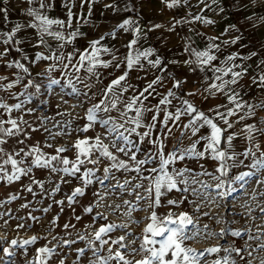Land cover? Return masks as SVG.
I'll return each mask as SVG.
<instances>
[{"label":"snow or ice","instance_id":"snow-or-ice-1","mask_svg":"<svg viewBox=\"0 0 264 264\" xmlns=\"http://www.w3.org/2000/svg\"><path fill=\"white\" fill-rule=\"evenodd\" d=\"M7 3V0H4ZM96 0H81V7L85 3H89V10H91V4L95 3ZM203 2V0H201ZM216 0H213L215 3ZM255 2V0H253ZM27 3L31 5L33 0H27ZM162 3L168 8H173L179 6L181 3H187V0H162ZM54 0H39V8L34 9L29 7L27 9V15L34 19V23L28 24L26 27L37 29V42L34 45L36 48H43L49 52V55H45L41 51H37L33 63L40 61H54L53 64L45 66L42 71L36 73L37 76L48 79L47 89L49 95L52 94L51 90L53 85H60V93L56 95L60 96V102L67 104L68 101L64 100V95H70L75 97L83 96L89 100H96L98 102L94 103L91 107L85 110V116L83 119L86 123L75 131L77 133H88L94 130L96 125H99L103 129V132L96 133L95 136L89 137L84 136V138H77L75 142L69 147L67 145L56 147L54 149V154H48L43 152L39 145H30L27 148H19L14 154H8L5 152L3 147H0V179H6L8 183H13L19 181L22 177H31V184L28 185L24 190L29 193H34L32 185L39 186L42 190L44 189V181L35 178L34 169H47L51 174H60V180L63 183H69L70 181L65 180L64 177H73L82 181V187H75L70 195L66 196L68 206L71 207L74 203L78 201L76 198L78 196L85 195V189L93 184L95 177V169L89 168L83 171L82 175L77 176V173L81 172V167L87 163L92 165L100 164L101 157L106 158L110 163L103 168V178H98L96 180L101 186H103V193L94 192L93 196L98 197V199L88 207L84 208L87 213L93 212L94 208L100 206V201L105 200L110 194H112L114 189H119L120 193H127L129 196H135L136 203L133 204L127 199L122 201V204L106 205V208L111 209L114 213L116 210L121 209L122 206H127L126 211L122 214L129 218L130 223L139 224L140 221L132 219V214L135 211H145L148 212L151 209L149 215L146 219L149 221L146 226L142 229L143 235L141 237H132L131 232H126L124 235L119 236L118 239L109 240L103 239L117 228L126 229L129 227L128 223L124 224H105L101 225L96 229L91 235L93 240L88 241L89 249L92 251L93 256L96 258L95 261H90V264H110L111 261H116V264H203L207 255L224 252V255L218 259H215L212 264H238L237 260L233 257H239L240 261H246V264H252L253 252L264 251V225L257 226V234L252 235L251 230H248L249 240L258 241L256 247H251L249 245L247 248L235 247L234 244L227 245H215L210 248H206L203 251H197L195 248L187 246L190 241H197L202 235H207L209 237L215 236L217 239H223L226 234L230 233L233 237H240V230H232L229 227H222L219 233H203L201 228L198 226L199 221L203 216H208L209 212L201 213V208L206 206L205 201L209 204H216L217 197L221 200L227 199V197L235 191L232 187V183L238 181H244L245 177H251L256 175L257 172L264 171V152H261L259 156L255 155V152H260V144L255 143V152L251 149H246L241 155L248 157L253 156V162L248 166L252 171L243 172L240 175H236L232 178V181H227L221 179V177H228L230 168H234L240 163L237 161L236 153L233 149V140L236 138L237 134L235 132H229V129L234 127V123H239L246 117H250L256 114V109L264 110V101L259 104L245 105L240 102L241 92L236 90L232 86L243 87L240 81L245 77L248 72L247 66L240 67V65H234L235 68H240L239 71L234 70L233 66H229V62H233L236 56L229 55L226 58L223 67L212 66V62L217 60L215 52H219L220 45L216 44L214 41L219 39L218 37H209V43L207 44L205 50H198L191 47V43H186L185 51L189 53L190 57L194 59H187L183 63L189 66L190 71H195L192 65L201 68H210L213 73L212 83L204 89L209 96H214L216 93H223L227 96L229 104L234 105L233 108H228L225 105H216L214 108H209L208 112L214 115H207L204 111L200 110L194 102L189 100H182V107L176 108L175 112L168 111L167 108L172 104V99L176 98V94L172 89H179L182 84L186 81L179 79L172 73H168V76L173 81L172 89H169L166 94H161L157 92V86L162 85L163 77L155 76V78L148 80L143 88H139L129 82V73L133 70H143L144 65L141 60L147 62L152 68H157L160 71H165V67L162 65V60L159 57L155 59H149L153 56L152 49L139 50L135 46L141 40L139 36L140 28L138 25L133 27L135 22L131 19H124L119 23L116 28L105 35L100 36L98 39L90 40L88 46L83 51H74L69 54L63 53L61 50L67 43H71L75 38L83 35L79 31H73L65 34L58 30H53V26L57 28L71 27L73 22L74 13L72 8L74 6V0H65L63 7L67 8V20L59 18H50L46 11L53 7ZM106 8H114V4H106ZM126 10L131 11V8H126ZM4 11L5 9H0ZM201 16H194L193 20H201ZM264 19V18H262ZM182 21H175L172 28L169 31H174L176 24ZM185 23H191L192 21L185 20ZM204 24L211 25L214 23L211 19H203ZM162 25L156 24L149 28V31L161 28ZM22 26L17 24L8 35L7 39L4 40L5 44H8L13 40V38L21 31ZM132 30L134 38L131 39L125 47L128 52L125 56L120 57L116 52L108 47L102 45V41L105 40V36L116 37L120 30L128 32ZM51 37L58 42L57 48L53 49L45 39V37ZM233 39L230 43L235 44L236 40ZM15 43L20 44L22 41L16 40ZM225 43H229L225 41ZM19 51V49H17ZM7 50L0 52V59H3L6 55ZM101 53L106 54L111 57L109 60H101ZM257 53L252 52L249 57L244 59H250L256 56ZM78 57V58H77ZM27 59V57H25ZM75 59V63L73 60ZM67 61V62H65ZM168 64L176 65L180 63L176 60H169ZM264 63V62H262ZM122 64L124 65V71L122 74L118 75L114 79L110 80L103 88L97 89V91H92L95 87L91 83V79L94 77L97 81L101 80V73L97 71L98 68L108 69L110 66L120 69ZM11 67V64H9ZM15 66L21 69L25 73H29V69L24 67L23 64L15 62ZM259 67V66H258ZM59 70L61 75L65 77V81L61 84L59 79L51 78L47 74L53 71ZM84 70L87 75L81 76V71ZM224 77H230L229 79H224ZM142 77H137L141 79ZM5 79V77H0V80ZM208 78L206 77L205 80ZM219 81V83H217ZM251 83L257 85L260 88H264V72H262L258 77H252ZM77 84L83 86V89L77 87ZM35 86L36 93H41V85H34L33 80H28L27 84L24 86L26 89L28 87ZM6 89H11L14 87V83H8L4 85ZM64 88H70L71 91L65 93ZM227 89V91H225ZM215 90V92L213 91ZM91 92V95L89 93ZM126 93H130L125 96ZM186 95L194 97L197 95L196 92H188ZM155 96H160L161 98L157 101L155 105L150 104V98H155ZM205 100L208 97H204ZM149 102V103H146ZM25 103H31V98H27L21 103H16L9 106L8 104L0 101V109L6 110L11 113L13 110H20ZM42 104L48 105L49 101L47 99L41 101ZM83 107V101L78 105H73L75 107ZM60 107V103L56 104V108ZM247 107L249 111L240 116L239 120L233 122L229 121V117L237 115L238 109H243ZM221 108H225V111H220ZM36 111L34 108L26 109V114H32ZM118 113L117 116H113L111 113ZM104 113L105 116L100 114ZM151 113L150 117L146 114ZM163 113V118L158 119L159 114ZM68 113L57 112L56 115H67ZM187 116L189 119L186 123L180 124L181 118ZM78 117H74L76 119ZM49 119L48 117L41 118V124ZM222 122L226 127H221L217 122ZM171 122V124H170ZM59 123V122H57ZM260 124H264V117L260 118ZM5 124L10 125V127H5ZM21 125H27L32 132L38 131V128L32 127L28 121L24 120L23 117L19 119H8L0 120V145L7 144L5 137H14L17 135H22L23 139L17 141L19 144H24L26 140L31 139L29 133L21 127ZM71 122H68L63 127H70ZM180 128V137L177 142L173 144L171 151H165L167 141L173 137L174 127ZM204 127L210 129L208 135H201L199 139H196L193 143L188 146L183 145V139L187 136L189 140L192 137H196L200 130ZM143 129V131H140ZM45 131H49L47 127L44 128ZM160 130H163L161 134ZM246 131L247 138L254 141L256 139L255 133L264 135V128L257 127L255 124H245L244 129ZM190 132V135L188 133ZM227 133L225 136L224 134ZM60 135H70V133L64 131H57L56 133H50V137L60 136ZM132 137L138 138L137 140L132 139ZM105 141H108L107 143ZM205 141L204 150H198L197 146ZM150 143L154 151L149 150L148 152L142 153L140 144ZM222 144L226 145L222 147ZM44 147L52 148L53 145L45 143ZM70 149L75 150V158L69 159L63 154L68 152ZM110 149H114L115 153H120L127 159H120L119 156L113 153ZM96 159H92L94 154H97ZM143 154V159H138V154ZM208 153L214 161H217L218 166L215 169V173L202 171L201 173H194L191 169L187 168H176L171 167L179 161H184L186 158L193 159H203L205 154ZM15 157H21L17 160ZM83 157V159H82ZM228 161H232V164H228ZM155 164L154 167H145L146 165ZM7 165L11 166V174H9ZM20 165H25L21 167ZM113 170L125 173L134 172L136 176L131 178H125L121 183L119 179L112 175ZM148 173V175H144ZM187 174V175H186ZM200 175H205L211 177L213 180L218 181L214 186L209 185L201 180H199ZM116 179V183L111 185V188L106 185V181ZM139 180L137 183H133L134 180ZM143 181H148V186L145 187ZM51 183V181H49ZM257 184H264V180H257ZM199 184L200 188L193 187V185ZM183 185V187H180ZM227 185V188L225 186ZM144 189L145 194L137 191L138 189ZM211 189L210 191H208ZM173 190L181 193H190L195 196L200 202L189 201L190 204L194 205L193 211L198 215H190L188 212L181 211L178 214L169 211L166 215L161 217L156 209L162 207V197L167 195V193ZM60 191V184L57 183L47 192L49 196H55L57 192ZM18 199L17 196H11L8 199V203L12 200ZM187 196H183L180 200L168 199L167 205L180 207V205L187 200ZM255 199V196L253 197ZM144 201L147 207L140 208V202ZM54 204L63 205V200H54ZM2 206V202H0ZM21 208H29V203H24L20 206ZM52 207L50 204L48 207L44 208V212H48ZM247 207V206H246ZM260 212L264 214V206H260ZM63 208H61V212ZM249 213L252 209L248 208ZM9 215V212L0 213V219L3 216ZM101 219L107 220V215L104 213L97 214ZM77 221L81 219L80 216L75 217ZM16 219H20L16 217ZM28 219L38 221L39 218L29 214ZM57 218H53L52 224H56ZM96 217H93L95 220ZM228 222L221 217L216 220V223ZM5 225L8 223L7 220L4 221ZM18 229L25 227V224L18 223L16 225ZM75 225L71 222L65 223L63 225L64 229L74 228ZM89 227V226H86ZM208 228L207 224L203 225V229ZM37 236H32L27 240H7L6 236H0V250H2L3 255L0 256V264H15L14 257L16 256L15 249L24 248L26 245L35 244L37 241ZM56 239V237H53ZM85 235H80L79 240H86ZM139 241V247H135ZM76 241L64 239L61 247L67 246L71 248V245ZM94 242H99V247H93ZM247 243V242H246ZM6 245V246H5ZM105 245H118L117 249L113 251V248L109 246L107 248L108 255L101 256L99 253ZM250 249V250H249ZM123 250V251H122ZM77 253V259L86 255V250L84 248H78L75 250ZM37 256L34 261H29L28 264H46V260L55 254V248H48L47 246L38 248L36 250ZM247 252V257L244 255ZM27 253L25 252V255ZM140 256V259H136ZM43 257V259H41ZM128 257H131L129 259ZM60 264H65L62 259ZM75 264V261H74ZM259 264H264V257L259 258Z\"/></svg>","mask_w":264,"mask_h":264},{"label":"rangeland","instance_id":"rangeland-1","mask_svg":"<svg viewBox=\"0 0 264 264\" xmlns=\"http://www.w3.org/2000/svg\"><path fill=\"white\" fill-rule=\"evenodd\" d=\"M65 0H54L53 7L46 11V14L50 18H59L67 20V11L68 9L63 7ZM114 4V8H106V4ZM31 7L34 9L39 8V0H33V3L29 5L27 0H7V3L4 0H0V9L6 10V15L4 11H0V52L7 50L6 55L3 59H0V77H5V79L0 80V101L8 104L9 106L16 103H21L27 98H31V103H25L20 110H13L11 113H8L4 109H0V120L8 119H19L23 117L24 120L28 121L32 127L38 128V131L32 132L27 125H21L29 135L31 139L25 141L24 144L17 143L18 140L23 139L22 135H17L14 137H5L8 141L5 145H0L3 147L5 152L8 154H14L19 148H27L30 145L36 144L39 142L40 147L43 152L48 154H54V149L60 146H71L75 140L79 138H84V136L93 137L96 133L103 132V129L99 125H96L94 130L89 131L88 133H77L75 129L82 127L86 120L83 119L85 116V110L91 107L94 103L98 102L100 97H97L96 100H89L83 96L75 97L70 95H64V100H67L68 103L64 104L60 102V96L56 93H60L61 86L53 85L51 90L52 94L49 95L47 89L48 79L37 76L36 73L42 71L45 66L51 65L54 61H40L33 63L37 51L43 52L45 55H49V52L43 48H36L34 45L37 42V29L26 27L28 24L34 23V19L27 15V9ZM126 8H131V11L126 10ZM74 13L72 26L65 28H57L53 26V30L61 31L67 34L73 31H79L83 35L72 40L71 43L65 44L61 50L65 54L72 53L74 51H83L87 46L90 40L98 39L100 36L105 35L106 33L111 32L116 26L121 23L124 19H131L135 22L133 27L139 23L142 26L145 25L146 30L139 32L141 40L135 46L139 50L143 51L146 49L153 50V56L149 59H155L156 57L161 58L162 65L165 67V71H160L157 68H152L147 64L143 59L141 63L144 65L143 70H133L129 73V82L133 85L143 88L145 83L148 80L155 78V76L163 77L162 85L157 86V92L161 94H166L169 89H172L173 81L168 76V73H172L179 79H183L186 82L182 84L179 89H172L176 98L172 99V104L168 106L167 110L175 112L176 108L182 107V100H189L194 102L195 105L207 115H214L209 113V108H214L216 105H225L228 108H233L234 105L229 104L228 98L223 93H216L214 96H209L207 92L204 91L210 83H212L213 73L210 68H201L192 65L191 67L195 68V71H190L189 66L185 65L183 62L187 59H194L190 57L189 53L185 51L186 43H191V47L198 50H205L207 44L209 43V37H218L219 39L215 40L216 44L220 45L219 52L214 54L217 56V60L212 62V66L223 67L226 61L227 56L235 55L236 59L233 62H229V66L240 65V67L247 66L248 72L245 77L240 81V84L243 87L232 86L236 90L241 92L240 102L245 105L259 104L264 101V88H260L255 84L251 83L252 77H258L262 72H264V0H216L213 3V0H187V3H181L177 7L168 8L162 0H96L95 3L91 4V10H89V3H85L81 7V0H74V6L72 8ZM201 16L203 19H211L214 21L213 24L208 25L203 23L201 20H193L194 16ZM182 21L179 24H176L174 31H169L168 29L172 28L175 21ZM188 20L192 21L191 23H185L183 21ZM21 25V31L13 38L8 44L4 43V40L7 39L8 35L11 34L12 29L17 25ZM160 24L161 28L149 31V28L152 25ZM236 40V43H230L233 39ZM133 32L130 29L128 32L120 30L117 33L116 37L105 36V40L102 41L104 47L113 49L116 54L120 57H123L127 54L128 49L125 45L133 39ZM47 43L51 45L53 49L57 48V45L61 42L56 41L51 37H45ZM16 40L22 41V43H15ZM228 41L229 43H225ZM19 49V51H17ZM252 52L257 53L256 56L251 57L250 59H244L249 57ZM27 57V59H25ZM78 58V57H77ZM101 60H109L110 56L101 53ZM169 60H176L180 63L176 65L168 64ZM15 62L23 64L24 67L29 69V73L23 72L21 69L15 66ZM67 62V61H65ZM75 63V59L73 60ZM11 64V67L9 66ZM259 66V67H258ZM234 70L239 71L240 68H235ZM97 71L101 73V80L97 81L94 77L91 79V83L95 85L92 91H97L106 85L110 80L114 79L118 75L122 74L124 71V65L122 64L120 69L115 67H109L108 69L98 68ZM51 78L59 79L61 84L64 83L65 77L61 75L60 71H53L47 74ZM81 76L87 75V73L82 70L80 73ZM142 77L137 79V77ZM208 78L205 80V78ZM230 77H224V79H229ZM33 80L34 85H41V93L37 94L35 86L24 87L28 80ZM8 83H14V87L11 89H6L3 87ZM219 83V81H217ZM78 88L83 89V86L77 84ZM65 93L71 91L70 88H64ZM215 92V90H213ZM227 91V89L225 90ZM188 92H196L197 95L190 97L186 95ZM130 93H126L125 96ZM91 95V92L89 93ZM204 97H208L207 100ZM160 96H155V98H150V104L155 105L160 99ZM47 99L49 101L48 105L41 103L42 100ZM83 101V107H75L73 105H78ZM60 103V107L56 108V104ZM149 103V102H146ZM34 108L36 111L32 114H26V109ZM68 113L67 115H56L57 112ZM220 111H225V108H221ZM249 109L247 107L237 110V115L229 117L230 122H235L239 120L240 116L245 115ZM113 116H117L118 113H111ZM102 117L106 114L101 113ZM152 114L147 113L146 116L150 117ZM48 117L49 119L44 121V124H41V118ZM74 117H78L74 119ZM264 117V110L256 109V114L250 117H246L244 120H241L239 123H234V127L229 129V132H235L237 134L236 138L233 140V151L237 154L236 158L238 165L234 168H230L228 177H221L227 181H232V178L236 175H240L243 172L252 171L248 166L253 162V156L249 155L245 157L241 155L246 149H251L255 152L254 144H260V152H255L256 156H259L261 152H264V135L255 133L256 139L254 141L247 138L246 131L244 129L245 124H255L257 127L264 128V124H260V118ZM163 118V113L159 114L158 119ZM189 117L184 116L181 118L180 124L186 123ZM59 122V123H57ZM68 122H71L70 127H63ZM217 122L221 127H226L222 122ZM171 124V122H170ZM5 127H10V125L5 124ZM47 127L49 131H45L44 128ZM174 127L173 137L167 141L165 151H171L173 144L177 142V139L180 137V128ZM57 131H64L70 133V135H60L50 137V133H56ZM140 131H143L141 129ZM163 130H160L161 134ZM210 129L204 127L200 130L196 137H192L189 140L186 137L183 139L182 146H188L193 143L196 139H199L201 135H208ZM190 135V132L188 133ZM225 136L227 133L224 134ZM132 139L137 140L138 138L132 137ZM71 140V141H70ZM106 143L108 141H105ZM48 143L53 145L52 148L44 147V144ZM205 141L197 146L198 150H204ZM226 145L222 144V147ZM142 153L148 152L149 150L154 151L150 143L140 144ZM114 154L119 156L120 159H127L120 153H115L114 149H110ZM138 154V159H143V154ZM69 159L75 158V150L70 149L68 152L63 154ZM97 154L92 156V159H96ZM19 160L21 157H15ZM83 159V157H82ZM101 163L98 165H92L85 162L81 167V172L77 173V176L82 175L83 171L89 168L95 169V177H93V184L89 185L85 189L84 196H78L76 200L77 203H74L73 206L80 205L83 209L93 204L98 197H94V192L103 193V186L96 182L98 178H103V168L107 166L110 162L101 157ZM228 164H232V161H228ZM24 167L25 165H20ZM155 164L146 165L145 167H154ZM218 166L217 161L211 159L208 153L205 154L203 159H193L186 158L184 161H179L175 165L170 166L176 168H187L191 169L194 173H201L202 171H207L215 173V169ZM6 168L11 174V166L7 165ZM219 175V173H215ZM35 178L41 181H44V189L42 190L37 185H32L33 193H29L24 189L31 184V177L25 176L22 177L19 181L8 183L6 179H0V184H20V190L14 196H17L18 207L13 209L19 215L20 219L4 218V221L7 220L8 223L5 225L0 223V236L1 233L7 237V240L17 239L26 240L25 237L30 235H35L38 238L40 236H45L46 239L41 240L37 239L35 244L26 245L24 248H17L16 256L14 257L15 264H28L29 261H34L37 252L31 253L28 252L29 246H36L37 249L47 246L48 248H55V254L46 260V264H60V261L63 259L65 264H90V261H95V257L89 248H85L86 255L77 259V253L75 244L71 245V248L67 247L64 250L59 236L56 233H59L60 228L56 224H52L53 218H57V221L60 219V212L62 206H68L67 202L64 201L63 205L54 204V200H63L66 199L67 195H70L72 190L76 187H82V181L65 176L64 179L70 181L69 183H63L60 180V174H51L47 169H34ZM112 175L120 180L122 183L125 178H131L136 176V173L129 172L125 173L123 171L117 172L113 170ZM148 175V173H144ZM187 175V174H186ZM199 180L214 186L218 181L213 180L209 176L200 175ZM257 180H264V171L257 172L256 175L251 177H245L244 181H238L232 183L233 191L227 199L221 200L217 197V202L219 207L216 204H209L205 201L204 207L201 208V213L209 212L208 216H203L199 221V227L203 233H219L222 227H229L232 230H240V237H233L230 233L226 234L223 239H217L215 236L202 235L197 241L188 242L187 246L195 248L197 251H203L206 248H210L215 245H227L234 244L235 247L247 248L249 245L251 247H256L258 241L249 240L248 230H251L252 235L257 234V226L264 225V214L259 210L260 206H264V184L256 183ZM51 181V183H49ZM139 180H134L133 183H137ZM60 184V191L55 194V196L47 195V192H50L55 184ZM109 188L111 185L116 183V179H112L105 182ZM144 186H148V181H143ZM68 186V192H66ZM183 187V185H180ZM193 187L200 188L199 184L193 185ZM227 188V185L225 186ZM209 189L208 191H210ZM139 191V189L137 190ZM175 194V197L172 194ZM13 194V193H12ZM143 194V193H141ZM34 196L40 197L39 203L35 204L32 202ZM183 196H187L188 199L180 205V207L167 205L168 199L180 200ZM255 196V199L253 197ZM109 197V198H108ZM105 200L100 201V206L94 208L93 212L87 213L92 218V222H95V229H98L101 225L113 223V224H129V227L126 229L117 228L107 236H104L103 239L114 240L118 239L119 236L124 235L126 232H132V239L136 237V233L142 232L139 224L130 223L129 218L124 216L122 213L126 211L127 206H122L121 209L116 210L114 213L111 209L106 208V205L122 204L124 199L129 200L133 204L136 203L135 196H129L127 193H120V190L114 189L112 194H110ZM163 208L160 212H169L179 213L181 211L188 212L190 215H198L193 211L194 205L190 204L189 201H200L190 193H181L173 190L172 192L167 193L163 196ZM24 203H29V208H21L20 206ZM52 205L48 212H44L43 209ZM105 205V206H104ZM146 205V204H145ZM211 206H214L215 210L211 209ZM247 206V207H246ZM248 208H251L252 211L249 213ZM211 209V210H210ZM58 210V211H57ZM151 209L148 212L140 213V211H135L132 214V219L138 220L141 222L142 217L146 219L149 215ZM7 212L12 213V210L7 209ZM29 212H38L41 215L45 214L38 221L28 219ZM73 213V211H70ZM104 213L107 215V220L101 219L97 214ZM93 217H96L93 220ZM223 217L228 223H216L217 219ZM125 221V222H124ZM146 222V221H145ZM18 223L25 224V227L18 229L16 225ZM148 223V220L146 224ZM207 224L208 228L203 229V225ZM10 230V231H9ZM53 230L52 234L49 232ZM93 231V232H94ZM264 231V229H261ZM91 233V232H90ZM75 235V234H74ZM70 235V236H74ZM141 236V235H137ZM56 237V239H53ZM66 239V238H64ZM68 240H74L70 237ZM75 241V240H74ZM87 241V240H86ZM81 242V241H80ZM247 242V243H246ZM45 245H42V244ZM6 246V245H5ZM111 246L113 251H115L118 245H105L100 251L101 256H107V248ZM95 247H99V242H96ZM139 247V241L135 245ZM36 249V250H37ZM67 250V251H66ZM250 250V249H249ZM123 251V250H122ZM25 252L27 253L25 255ZM2 250H0V256H2ZM224 255V252L215 253L207 255L203 264H212L215 259H218ZM244 255L247 257V252H244ZM233 257L237 260L238 264H246V261H240L239 257ZM264 257V251L253 252L252 264H259V258ZM131 259V257H128ZM140 256H137L136 259H140ZM43 259V257H41ZM110 264H116V261H111Z\"/></svg>","mask_w":264,"mask_h":264},{"label":"crops","instance_id":"crops-1","mask_svg":"<svg viewBox=\"0 0 264 264\" xmlns=\"http://www.w3.org/2000/svg\"><path fill=\"white\" fill-rule=\"evenodd\" d=\"M141 24H143V23H139L138 24V26L140 28V32L142 30L143 31L146 30L145 29V25L142 26ZM68 186L69 185H67L66 192H68ZM19 188H20V184H16V185H14V184H4V183L0 184V202H2V206H0V213L7 212V209L12 210V213L9 212L10 216L12 217V219H15L16 217H19L18 213L13 210V209L18 207V201L17 200H12L10 203H8L7 201H8V199L11 196H14L15 194L17 195L16 192H18L20 190ZM139 192L145 194L143 188L139 189ZM172 196L175 197V194L173 193ZM33 198H35V199L32 200L33 203H35V204L39 203L38 201L40 200V197L34 196ZM161 199H163V197ZM63 201L67 202V199H63ZM163 203L164 202L162 200V205H163ZM145 204H146V202L141 201L140 205H139L140 208L147 207V204L146 205ZM67 205H68V202H67ZM52 208H53V206H52ZM62 208H63V211L60 212V219L56 222V223H58L57 225L59 226L60 231H59V233L55 232V234H58L59 236H61L60 237L61 240H64V238L69 239L70 237H72L75 241H77L76 244L74 245L76 249H78V248H84V249L85 248H89L88 241L94 239L91 234L93 233V231L95 229V222H92V218L85 213L84 209L80 205H76V206L72 205L71 207L62 206ZM162 208H163V206L156 209L157 213L161 217H163L164 215L167 214V212H164V211L160 212V210H162ZM70 211H73V213H70ZM143 212H145V211H140V213H143ZM29 214H31L32 216L38 217L39 219L45 215V214L41 215V212H40V214L38 212H34V213L33 212H29L28 215H26V217L29 216ZM76 216H80L81 219L79 221H77L76 218H75ZM3 217L4 218H9V215H5ZM4 218L0 219V223L5 224L4 223ZM145 221L147 222V219H144V217H142L141 222L139 223V226H140L141 229H143L146 226V222ZM68 222H71V224L75 225V227L74 228H69V229H64L63 225L65 223H68ZM86 226H89V227H86ZM52 232H54V231L51 230L49 232V234H52ZM70 235H74V236H70ZM80 235H85L87 237V239H86L87 241L86 240H83V241L79 240V236ZM137 235H141L142 236L143 233L142 232H138V233H136V237H137ZM32 236L33 235H30V236L25 237V238L27 240V239H29ZM141 236H138V237H141ZM38 239L44 240V239H46V237L45 236H40ZM42 245H45V244L43 243ZM95 245H96V242L93 243V247H95ZM36 249H37L36 246H32V247L29 246L28 247V252L35 253ZM65 249H67V246H64V250Z\"/></svg>","mask_w":264,"mask_h":264},{"label":"bare ground","instance_id":"bare-ground-1","mask_svg":"<svg viewBox=\"0 0 264 264\" xmlns=\"http://www.w3.org/2000/svg\"><path fill=\"white\" fill-rule=\"evenodd\" d=\"M70 141H71V140H70ZM257 185H258V184H257ZM108 198H109V197H108ZM211 205H212V204H211ZM104 206H105V205H104ZM211 209L215 210L214 206H211ZM211 209H210V210H211ZM124 222H125V221H124ZM127 223H128V222H127ZM9 231H10V230H9ZM3 235H4V233H3V234L1 233V236H3Z\"/></svg>","mask_w":264,"mask_h":264}]
</instances>
